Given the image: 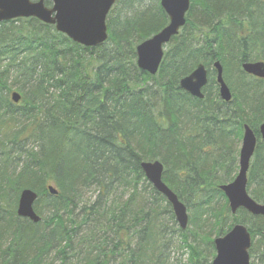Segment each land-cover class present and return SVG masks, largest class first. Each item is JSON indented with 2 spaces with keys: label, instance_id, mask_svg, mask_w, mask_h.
Here are the masks:
<instances>
[{
  "label": "trees",
  "instance_id": "16d2710c",
  "mask_svg": "<svg viewBox=\"0 0 264 264\" xmlns=\"http://www.w3.org/2000/svg\"><path fill=\"white\" fill-rule=\"evenodd\" d=\"M167 24L159 0H122L107 16L108 40L86 48L34 18L0 23V264H171L183 249L187 264H211V235L236 224L252 236V264H264V218L231 214L219 190L237 174L244 125L258 137L264 122V80L241 69L264 63V0H190L151 76L135 49ZM200 64L201 100L179 87ZM155 161L187 209L184 231L141 170ZM247 180L264 203L260 139ZM23 190L37 194L38 223L16 213Z\"/></svg>",
  "mask_w": 264,
  "mask_h": 264
},
{
  "label": "water",
  "instance_id": "95a60500",
  "mask_svg": "<svg viewBox=\"0 0 264 264\" xmlns=\"http://www.w3.org/2000/svg\"><path fill=\"white\" fill-rule=\"evenodd\" d=\"M51 6L45 5V0H0V23L20 18H34L65 35L73 43L86 48H96L108 39L106 26L107 15L113 5L122 0H47ZM160 6L168 17V24L160 32L143 41L136 47L137 67L154 76L161 65L164 48L171 39L179 33L186 23V14L190 0H160ZM216 71L219 98L229 103L231 92L223 80L222 66L219 62L213 65ZM242 71L255 78L264 80V63H243ZM207 84V70L198 65L188 76L182 78L179 87L190 96L203 99L202 88ZM11 101H20L18 93L10 95ZM259 134L264 141V122L259 127ZM256 147V137L247 126L243 127V136L239 150L238 174L227 185L219 187L227 199L231 214L245 210L254 217L264 218V204L256 203L247 193V172ZM146 180L161 194L172 208L175 220L181 230L188 224V214L185 205L163 183V165L158 162H144L140 165ZM50 195L57 192L52 186L48 187ZM37 194L31 190L20 193L17 204V215L33 223H38L40 217L35 213L33 205ZM215 257L211 264H251L249 250L251 235L244 225H235L227 234L213 241Z\"/></svg>",
  "mask_w": 264,
  "mask_h": 264
},
{
  "label": "rangeland",
  "instance_id": "374dc122",
  "mask_svg": "<svg viewBox=\"0 0 264 264\" xmlns=\"http://www.w3.org/2000/svg\"><path fill=\"white\" fill-rule=\"evenodd\" d=\"M15 92V91H14ZM241 145V144H240ZM240 148V147H239ZM175 221V219H174ZM174 226H173V229L176 230L178 229V224L177 222L175 221L174 222ZM171 225L172 224H167V227L171 228ZM216 237L214 235H211V239L214 240ZM183 252H187L186 250H175L171 253V264H187V261H186V258H187V255H183L184 253ZM209 261H212V258H210Z\"/></svg>",
  "mask_w": 264,
  "mask_h": 264
},
{
  "label": "flooded vegetation",
  "instance_id": "af4514ba",
  "mask_svg": "<svg viewBox=\"0 0 264 264\" xmlns=\"http://www.w3.org/2000/svg\"><path fill=\"white\" fill-rule=\"evenodd\" d=\"M255 134V133H254ZM255 137H256V143H257V141H258V139H260L261 140V137H260V134H259V128H258V137L255 135ZM262 141V140H261Z\"/></svg>",
  "mask_w": 264,
  "mask_h": 264
},
{
  "label": "bare ground",
  "instance_id": "6f19581e",
  "mask_svg": "<svg viewBox=\"0 0 264 264\" xmlns=\"http://www.w3.org/2000/svg\"><path fill=\"white\" fill-rule=\"evenodd\" d=\"M249 195V194H248ZM250 196V195H249ZM242 211H244V212H246L248 215H250V216H252L250 213H248L247 211H245V210H242Z\"/></svg>",
  "mask_w": 264,
  "mask_h": 264
}]
</instances>
